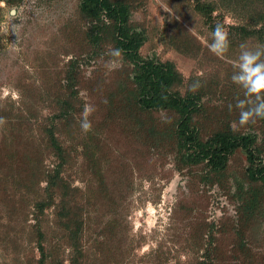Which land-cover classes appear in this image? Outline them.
<instances>
[{
  "label": "rangeland",
  "instance_id": "374dc122",
  "mask_svg": "<svg viewBox=\"0 0 264 264\" xmlns=\"http://www.w3.org/2000/svg\"><path fill=\"white\" fill-rule=\"evenodd\" d=\"M110 1L125 4L127 26L142 33L138 54L170 62L180 94L198 92L191 121L200 138L225 125L250 133L264 163V126L258 118L239 126L244 90L231 80L240 45L264 44V0ZM80 2L0 0V264H38V229L44 264H69L68 242L80 249L74 264H264V189L247 178L245 153L235 149L216 171L182 158L167 134L175 113L126 104L132 64L111 55L108 36L90 40ZM217 23L230 42L223 57L208 48ZM152 123L159 136L146 131ZM52 125L58 148L48 144ZM59 165L77 226L71 239L58 195L36 210L41 173Z\"/></svg>",
  "mask_w": 264,
  "mask_h": 264
},
{
  "label": "trees",
  "instance_id": "16d2710c",
  "mask_svg": "<svg viewBox=\"0 0 264 264\" xmlns=\"http://www.w3.org/2000/svg\"><path fill=\"white\" fill-rule=\"evenodd\" d=\"M202 7H199L201 9ZM203 9V8H202ZM80 12L89 18L91 25L89 36L92 42H97L102 37L108 36L114 43L116 49H120L125 59L132 64V75L127 79L133 85L126 88L128 106L134 105L142 111L162 110L175 113V120L167 130V134L173 136L178 150H184L181 157L187 162L197 163L205 161L211 170L224 168L227 157L235 149L239 148L245 153L247 160L246 175L250 181H259L264 189V163L258 158L259 149L255 147L254 136L250 133H233L228 125L213 131L207 140H202L198 134L195 122L191 121L192 116L199 110L198 92L187 91L180 94L177 86L181 82L180 75L175 71L173 65L168 62H158L151 58H142L138 54V49L144 37L141 32L135 31L126 24L127 8L126 5L110 0H81L79 5ZM211 6L205 5L204 12L209 14ZM106 19V21L104 20ZM264 26L260 29L264 31ZM70 80V76L68 77ZM65 111L71 107L67 101H62ZM264 126V119L258 118ZM53 125L46 129L48 133V144L56 147L53 138ZM146 131L150 135H160L162 132L149 124ZM60 165L51 170H43L42 178L44 197L36 201V210L41 212L44 207L52 203V197L59 196L60 210L57 213L59 225L65 231H70V238L77 230V226H71L72 212L67 198L68 184L59 176ZM257 193V194H256ZM252 197L248 201V208H253L257 203L259 192H252ZM60 218L65 220L61 221ZM77 224V223H75ZM37 232V247L40 257L38 264H44V257L47 251L41 245L44 235L40 230ZM70 243V244H68ZM71 253L69 264H74L80 249L76 244L68 242ZM75 253V254H74Z\"/></svg>",
  "mask_w": 264,
  "mask_h": 264
},
{
  "label": "clouds",
  "instance_id": "9594fccd",
  "mask_svg": "<svg viewBox=\"0 0 264 264\" xmlns=\"http://www.w3.org/2000/svg\"><path fill=\"white\" fill-rule=\"evenodd\" d=\"M162 8L171 13L168 5H162ZM212 42L208 44L209 50L223 57L229 49L228 33L224 30L223 25L217 23L210 33ZM111 55L119 57L120 49H113ZM235 69L231 76L234 84L244 90V99H237L235 107L240 110L239 126L243 127L249 123H255L256 118L264 119V44H257L254 48H249L247 44L240 45L238 59L232 62ZM195 85L193 90H195ZM106 102V101H105ZM233 105L229 104L231 111ZM94 111L91 105H86L80 120V127L85 133L91 131L92 124L88 117ZM3 122V118H0ZM233 131H238L237 124L232 125Z\"/></svg>",
  "mask_w": 264,
  "mask_h": 264
}]
</instances>
